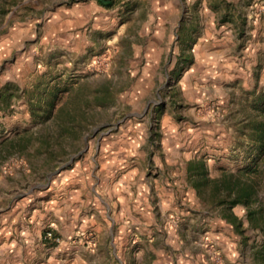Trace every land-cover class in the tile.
Here are the masks:
<instances>
[{"label":"rangeland","instance_id":"374dc122","mask_svg":"<svg viewBox=\"0 0 264 264\" xmlns=\"http://www.w3.org/2000/svg\"><path fill=\"white\" fill-rule=\"evenodd\" d=\"M63 5L76 0H0V36L35 26L30 63L0 60V217L48 211L42 241L73 247L76 264L264 263V0H111L78 33L41 43ZM217 64L228 73L214 84ZM130 124L148 138L129 213L105 195L81 208L95 222L62 239L53 179ZM167 132L179 139L169 157Z\"/></svg>","mask_w":264,"mask_h":264},{"label":"crops","instance_id":"0c3cea01","mask_svg":"<svg viewBox=\"0 0 264 264\" xmlns=\"http://www.w3.org/2000/svg\"><path fill=\"white\" fill-rule=\"evenodd\" d=\"M203 6L207 10L205 1ZM103 7L98 0H76V6L72 8L65 5L59 7L44 24L40 42L60 40L74 26L78 33L77 29L90 20L93 12ZM34 28L31 21L10 26L6 33L0 36V60L13 51V54L17 55L20 68L30 63L33 51L31 46L27 47L26 41L32 38ZM198 43V52L205 55V59H219L223 53L212 50L214 48L208 41ZM18 45L23 46V53L16 54ZM227 70L223 65L218 67L217 64L213 72H208L205 76L212 78L211 82L214 84L219 83V78H222L223 74L226 76ZM142 128L138 124H130L125 131L109 134L100 143L95 144L94 155L89 156L85 163L70 165L53 179V184L58 186L62 194L57 206L51 207L54 216L50 224L62 239L76 232L81 223L95 222V215L90 218L81 216V208L97 200L102 201L105 195L110 199L116 198L124 212L129 213L127 197L131 198L134 194L138 196L143 188L137 182L139 179L144 181L146 165L145 142L148 135ZM162 139L165 156L169 157L174 153L179 139L174 132H167ZM49 184L50 182L47 186ZM46 204L50 205L49 201ZM9 206L10 204L7 205ZM47 214L48 211L39 217V220L37 218L40 213L30 214L21 207L0 217V223L3 222L0 224V264H76V250L73 247L68 249L64 241L53 243V246L42 241L40 225L44 223V218L49 222ZM28 219L37 224L29 226Z\"/></svg>","mask_w":264,"mask_h":264},{"label":"built area","instance_id":"2783aa9c","mask_svg":"<svg viewBox=\"0 0 264 264\" xmlns=\"http://www.w3.org/2000/svg\"><path fill=\"white\" fill-rule=\"evenodd\" d=\"M44 239H46V240H51V241H53V242H58L59 241V237H57L56 235H54L53 233H52V231H50V230H48V231H46L45 233H44Z\"/></svg>","mask_w":264,"mask_h":264},{"label":"trees","instance_id":"16d2710c","mask_svg":"<svg viewBox=\"0 0 264 264\" xmlns=\"http://www.w3.org/2000/svg\"><path fill=\"white\" fill-rule=\"evenodd\" d=\"M98 3H99L100 5H103V6H109L110 3H111V0H98ZM234 202L236 203L237 201H234ZM250 220H251V219H250ZM261 264H264V263L262 262Z\"/></svg>","mask_w":264,"mask_h":264}]
</instances>
